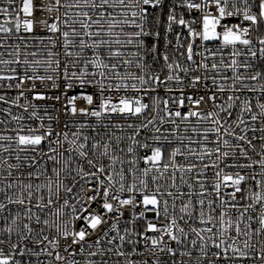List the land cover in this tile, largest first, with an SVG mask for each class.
<instances>
[{
	"label": "snow or ice",
	"instance_id": "snow-or-ice-1",
	"mask_svg": "<svg viewBox=\"0 0 264 264\" xmlns=\"http://www.w3.org/2000/svg\"><path fill=\"white\" fill-rule=\"evenodd\" d=\"M162 2L163 0H71V2H67L66 0V2L62 4L61 0H55L53 5H42L39 10L52 12L54 8L58 11L60 7H63L65 9L63 16L66 18L61 20V16L58 15L54 18V20L62 22L70 29V31L61 32L57 22L48 23L47 20H41L39 23L52 33L60 32L63 37L62 46L66 56L73 55L72 52L68 51V48L70 45H74L76 38H79V47L81 49H98L105 45L108 47L109 51L107 61L100 55H96L94 59L84 62V69L80 71L79 77H77L75 72L72 73L73 78H77L81 81V83H85L86 81L84 78L89 75L87 69L89 66L93 67L96 71L92 72L91 76L95 78L98 75L101 78L99 81H96V83L102 93L113 88L116 91H120L121 89L127 90L131 87V89H133L136 93L144 92L147 94L149 91L155 92L156 88L161 85L166 86L168 81H176L178 83L182 82V79L178 74L179 72H195L202 68L205 70L203 79H207V73L209 71L219 74L221 66H223L224 69H231L233 76H221V79L225 81L231 79L232 84L228 85L226 89L223 83L217 84V80L214 75L212 83L217 87V91L224 92L226 90L238 89L241 93L259 92L260 98H264V84H260L257 88L253 85L244 83L245 80L259 81L264 78V69H260L253 63V61L257 59L259 61H264V36H261L260 32L261 27L264 26V0H200L199 3L195 2V0H174L173 8L170 9L167 16L165 31L167 33H172L174 31L173 25L177 24L187 29L188 36L192 38L191 42L184 40L182 43V34L176 33L175 46L177 49H181L184 48L186 43V50L185 52H182L181 55H185L187 61L196 64V69H193L190 66L182 67L179 63L171 62L169 55L164 54L162 59L169 70V74L164 80L161 79L160 75L155 74L154 70L150 68L145 60V56H147L149 52L152 54L157 53V44L153 43L151 48H148L145 38L153 37L155 40H159L160 37L159 31L153 32L151 30L152 25L149 20L151 13L149 12V9L159 8ZM177 2L180 6H186L189 11L196 10L201 12L202 16L199 21L196 18L186 21L182 15L177 18ZM14 4L15 0H6V6L0 7V15L5 17L11 16L13 14L11 9ZM21 4L22 6L16 13L15 31H21L19 13H23L25 17L22 22L23 31L32 32L34 24L36 23V21L31 19L34 11L33 0H21ZM210 6L215 7L218 15H213V13L209 11ZM71 9H78L79 11L71 12L69 11ZM84 9H87V11ZM253 9H256V11H253ZM233 16H242L243 21L248 22L247 26H242L240 24L229 26L221 23L225 17ZM8 23H10V21L6 20L5 24ZM155 23L159 24V19H157ZM197 23H200L201 25L200 30L194 27ZM5 24H0V32L11 33L13 29L6 27ZM76 25H79V29H77ZM93 28H95V31H92ZM117 28L120 29L119 32L114 31V29ZM218 28L220 29L219 31L217 30ZM70 36L72 39H70ZM85 37H87L88 40H91L90 44L86 41ZM121 37H123V39H121ZM196 38H199L202 42H220L221 46L216 50H209L207 46L204 47L203 51L210 52V55L213 58L216 57L218 52L222 53L225 48L231 49V55L233 57H239L242 55V51L239 46H243L250 56L245 57L243 61L232 59L230 63L225 62L223 57H221L219 63L211 62V66L209 67V63L205 62L208 60V57H204V59L198 63L194 60V55L203 56L202 52L194 53V43ZM49 40L53 46L56 45V40H52L51 38H49ZM257 40L258 43L262 45V47L259 48V56H257V51L254 50V42ZM168 43L171 44V41ZM114 45L116 46L115 49H113ZM127 46H132L136 49V51L130 53L131 58H123L125 56V52L121 49H124ZM142 52L144 55H141ZM10 55L14 57L13 60L0 59V64H22L26 66L24 68V75L19 76L17 74L13 76H0V80L15 81L18 79L19 82L15 84L16 88H22L25 81H31L32 84L30 90H34L36 88V81H40L41 83L45 81H53L54 78L52 75H39L37 70L43 66L45 73H48L49 70L55 73L60 67V61L58 59H54V57L58 54L53 53L52 51H48L47 55L49 59L44 61L33 60L30 62L28 59H23L21 61L19 59L20 49L19 45H17ZM32 55L35 56L36 53H32ZM77 55H79V53H77ZM0 56H3V53H0ZM25 56H27V53H25ZM134 63L142 74L138 75L127 69L123 74H121L119 71L121 65L130 66ZM241 67H243L246 71L253 68H256L257 70L251 71L249 74L245 75L238 71ZM11 71L15 73L17 70L11 69ZM29 71L32 72V75H28ZM67 73L68 69L67 66H65L63 70L65 79H68ZM201 79V76L193 75L191 86L195 88ZM111 80L119 81V83H116L115 85L111 82L108 84L104 83V81ZM129 80L134 81V83L129 85L127 83ZM135 82H138L141 87L138 88L137 83ZM56 86L57 85L54 82L53 87ZM7 87L12 88L13 85L8 84ZM68 87H71V84H69ZM168 90L171 91V89ZM23 95L24 92L21 91L16 97V100L12 101V103L15 104L16 101ZM45 98L46 97L41 93H36L34 96V99L36 100H43ZM82 98L85 99L88 104L93 103V97L91 95L84 96ZM56 99L58 100L59 97H56ZM76 99V97H73L68 101V103L72 105L71 112L73 114H76L77 111H79L81 114L91 115L97 118L101 117L102 113L106 112L138 117L151 111L153 107L152 104L143 102L142 97H121L118 103H112V98L105 96L99 105V110H91L89 112V110L84 108L78 110L74 103ZM159 99L160 98L157 96L153 103L159 102ZM187 99L190 104L199 106L201 102L205 100V97L201 96L195 100H193L192 97H187ZM207 99L212 102L213 108H218L220 112H223L225 116L228 117V119H223L219 116V113L215 111L202 114L190 109L187 114L182 115L180 111L177 110L173 112L168 108V100L162 101L164 105V112L169 118L167 122L175 125L176 128H178L179 125L176 124L175 120L171 119L172 116L180 117L183 121L189 120L193 116L211 121L213 127L205 129L203 140L204 142H209L208 133H214L216 139L215 141H211V143H214L215 147L209 150L205 143L203 150L200 152L194 151L191 147L188 148L189 156H193L200 161L215 155L216 158L212 161L211 165L203 164L200 168H197L195 163L188 165L187 168H184L183 166H179L177 168L174 161L178 154H182L179 147L174 148L171 153L166 154L164 144H171L169 137L175 135L174 131H169L168 135H152L151 143L146 140L145 143L142 145L140 144L137 137L140 135L142 130H148L152 133L162 132L161 127L156 126V124H164L166 121L165 116H160L159 113L151 116L150 118L146 116V120L138 126L133 124L128 125L129 128L133 129V133L128 137L131 144L127 147V153L133 154L134 146L143 147L144 149L151 151V155L143 157L145 165H151V167H145L139 177L136 174L137 169L135 167V159L127 161V168L122 167L119 171H117L115 165L117 163L124 165L125 161L121 160L118 156H110L108 150L109 146L107 144L103 145V151L99 152L98 149L101 147L99 142L92 143L89 146L87 144L88 138L84 137L83 143H77L79 137L75 133H73L74 138L69 140V134L67 132L54 133L50 126L46 131H42L45 127L43 123L40 124L39 128L21 127L16 133V149L14 150L18 153L30 152L32 155L24 156L23 161H21V156L17 154L16 160L21 161L20 164H10L7 163V160H4L3 163L6 164L7 168L10 170L19 169L22 166L26 167L28 169L27 176L29 179L33 177L39 179V176L47 171L45 165L48 161H51L53 165H59V168L55 166L52 168V173L57 179L55 181L48 180L43 185H33L32 183L24 184L17 180L15 186L19 191L18 193H14V196H9L7 193V190L14 188V184L7 183L5 188H0V193H3L7 198V203L25 205L27 201L28 204H32L34 194L36 192H40L41 188H47L49 193L46 202H44V196L41 195L39 197V201L35 204V207L41 211L45 208H49V206L55 203L53 197L60 196L61 188H63L64 193L72 194V198L75 199L76 203L70 205L69 199H64L63 203L58 205L57 210L52 213L53 219L51 224L48 219L41 220L39 215L33 213L31 207L26 208V215L29 219H32L34 216L36 224L50 226L54 228L59 235L57 237L50 238L49 235L43 234V229L37 233L29 224H24L23 229L26 230L27 234H25L23 230L16 232V242H13L11 234L15 230L11 227L6 228L2 231L7 233V236L0 237V264H24V257L26 254L37 257L38 261L41 254H45L47 257H54L55 261H63L64 264H79V261L75 259V256L84 253L85 248L82 242H84L86 237L91 234L89 230L94 231L102 223L107 222V219L109 218L108 214H114L112 218L116 221V223L111 225L109 231L117 232V236H113L110 240H108V244H114L117 239L119 241V247L109 248L108 252H115L117 256L125 257L127 264H138L137 261L129 260L127 258L128 256L139 254L136 252L135 248V245L139 243V241L131 239L126 240V236L131 237L133 233L129 232V230L125 228V235H120L119 229L117 228L120 217L123 216L125 206H131V210H133V223L136 220L146 219V213L148 212L155 213L156 222L147 221L146 230L143 234V239L146 242L148 240L151 242L152 247L148 249V252L150 254H154L156 251L160 253H164L166 251L169 255L174 257L176 255V249L172 247L171 242H175L177 245L183 244L187 239L188 233L185 232L183 227L179 226L175 215L169 217V200L164 199V197L165 195L167 197H173V193L171 191H162V187L164 186L159 184V181L164 178V175L168 171L169 167L188 173L196 170V183L201 189L199 193L201 199L198 201L200 205L199 222L205 225V227L202 228L190 226L191 233H194L198 238L197 240L191 241L192 246L198 248L200 253V255L196 258V264H217L220 260L234 261L237 259H254L258 262V264H264V247H261L260 251L256 252L255 245L250 243L253 235H264V135L249 138L247 135V132L250 130L249 123L244 119L245 114H251V121L255 122L260 120L261 123H264V103H260L259 98L257 99L256 107H258L260 111L259 113H256L253 112L251 99L246 97L241 103L236 105L241 108V112L233 120V112L231 109L237 101H240V96H228L227 99L231 103H229L227 107L223 104L216 103L217 96L215 93L208 96ZM184 100L185 98L181 97L175 102L179 106H184ZM0 101L7 103L4 96H0ZM21 107L24 106L21 105ZM25 111H27L26 107ZM32 115L35 117L36 113L33 112ZM12 119L23 120V117L13 116ZM49 119L51 120L52 117H49ZM242 125L243 127H241ZM149 126L152 127L150 128ZM80 127L83 128L85 125H81ZM116 127H120V125H116ZM237 129H239L240 133L244 134H238ZM193 131L195 132L196 129L193 128ZM251 131L255 132L256 129H251ZM259 131L264 133V127H261ZM54 134L57 139L52 141L49 138ZM61 136L62 140L60 139ZM229 138H231V140ZM179 139L181 143H183L184 138L180 137ZM254 139H259L262 142L259 153H256V145L253 142ZM4 140L10 142L9 147L0 145V149L4 152H8L11 147L13 137L0 135V141ZM46 140H48L49 147L47 151H44L40 146ZM117 140H119V137H117ZM65 143L74 147L64 149L63 152L59 151V149L64 147ZM197 143L199 144L200 142ZM53 144L55 147L52 146ZM153 144H156L157 146L153 147ZM221 145H223V148L227 150H222ZM242 145H247V147ZM249 148L252 153L259 156V159H252L249 155ZM90 151L92 155L107 157L111 162L109 164H104L99 160L89 158ZM65 152H67L68 155H65ZM73 152H75L78 157L83 158L85 164L90 170H86L85 167L79 163L76 164L75 168L72 167ZM237 152L239 153V157H242L246 161L245 163H241L237 159ZM166 155L170 160V163H164L161 170V161L165 159ZM230 157L232 158L233 163L227 162ZM221 164H223V167H221ZM257 166L259 171L255 170ZM209 167L215 169L213 173L214 180L211 183V188L213 189L212 193L207 192L206 178L201 179V177H204L205 172ZM32 169H36V171L33 172ZM226 169L239 170L232 172L225 171ZM153 170L158 173L157 175L151 176V181L156 183V187L155 190L149 191L148 177ZM242 171H244L245 174L242 175ZM61 173L64 174L65 179L75 173L73 181L71 182V187L63 184V182L59 179ZM128 173L132 175L131 184L127 183ZM11 175L12 172L9 171L8 176ZM76 177H79L80 180L84 181V183L80 184ZM5 179H7V177H5ZM171 179L173 181L172 187H176L175 171L171 174ZM181 180H183V177H181ZM248 181L255 182L256 186H258L261 191L256 192L252 191L251 188H242V185ZM188 187L192 188L193 185L189 184ZM222 187H230L233 189L232 192L227 193L229 198L227 200L222 198ZM74 188H77L78 191L74 192ZM125 192L128 193L129 196L128 198L122 199L119 193ZM237 193H241L239 198L237 197ZM136 194H139L141 199L137 200ZM183 195L184 194L182 192L177 193V196ZM208 196H212L213 198L209 199L207 201V205H205V198ZM246 199H250L251 202L247 205H241L239 203L240 200ZM98 200L101 201L100 208L103 209V212L89 211L91 204L97 202ZM217 200H220L222 204H227L232 209H236L238 211L239 215L235 221L231 218L225 219L227 212H221L218 219L211 214L215 211L213 205L216 204ZM258 204L260 205V208L258 215H256ZM191 205L192 201L189 199L187 204H183L182 207H180L179 212L184 215H181L179 220L184 221L186 217L187 219L193 218V212L189 211ZM205 206L209 209L207 218H205ZM6 207V204L0 203V210L5 209ZM69 207L72 208V211L75 214L73 219L83 220L85 222L84 226L79 231H70L68 223L63 222V218L60 215L62 210ZM137 207L142 208L139 213L134 211ZM172 208L175 209V199L172 200ZM161 211H163L164 214L163 219L168 222L161 227H157V223H159L161 217ZM254 215L256 223H258L260 227L253 231L252 224L250 222L253 221ZM17 219H19V215L12 220L13 225L17 223ZM244 221H248L249 223H243ZM217 223L219 224V228L216 231H213V228L216 227ZM242 223L243 227H241ZM148 232L156 233L157 235L155 238H152L147 236ZM177 232L180 235H177ZM136 234L140 235L139 233ZM108 235L109 232H105L104 238H107ZM60 237H62L65 241H67L69 237L72 238L71 243H66L63 246V251L67 253L69 257H72L71 259H68L66 256H62L59 251H53L54 249L61 248ZM165 237L168 239L165 240ZM243 237H247V239L242 240L243 246L241 247L240 241ZM20 241H24V243L21 244ZM29 242L39 250L36 251L34 248L29 247ZM100 244V239H97L94 242L95 246H99ZM125 244L133 245L131 253H126L121 250ZM74 245H80L79 249L77 250L74 248ZM94 245L89 244L87 247L88 249H91ZM145 246L147 247V243ZM210 248L217 249V251L211 253V258H209ZM248 249L253 250L252 255H249V252L247 251ZM230 251L231 255L229 254ZM97 254L98 252L96 251L87 252V255L90 257H94ZM99 254L104 255L105 253L101 251ZM181 256H188L191 258L192 252H181ZM40 264H42V262H40ZM49 264H51V261H49ZM87 264H95V262L89 260ZM100 264H107V261L102 260ZM144 264H147L146 260L144 261ZM155 264H160L159 258L156 259ZM173 264H176V262L173 261ZM180 264H184V262L181 261Z\"/></svg>",
	"mask_w": 264,
	"mask_h": 264
},
{
	"label": "built area",
	"instance_id": "built-area-1",
	"mask_svg": "<svg viewBox=\"0 0 264 264\" xmlns=\"http://www.w3.org/2000/svg\"><path fill=\"white\" fill-rule=\"evenodd\" d=\"M66 0H61V3H65ZM67 2H71V0H67ZM173 2L174 0H163L162 4L159 8L156 9H149L150 15V24L152 25V31L160 32L159 40H155L153 37H147L146 43L148 48H151L153 43L157 44V53L152 54L149 52L147 56H145V60L147 61L148 65L151 69L154 70L155 74L160 75L161 79H166V76L169 74V70L167 69L165 62L162 59V56L164 54L169 55L171 58V62L179 63L182 67H191L193 69H196V64H193L190 61H187L185 58V55H181L182 52H185L186 50V43L184 48L177 49L176 48V41H175V35L176 33L182 34V43L184 40H187L188 42H191V37L188 36V32L186 28H183L180 25H173L174 31L172 33H167L165 31L166 25H167V16L169 14L170 9L173 8ZM195 2L199 3L200 0H195ZM55 3V0H33L34 5V11L33 16L31 19L36 21L33 27L32 32H25L23 31V20L25 19L23 13H19V18L21 20V31L16 32L15 31V19H16V13L17 10L22 6L21 0H15V4L11 9V12L13 13L11 16H3L0 15V24H5V21H10V23L5 24L6 27H10L13 29L11 33H2L0 32V53H3V56H0V59L5 60H13L14 57L10 55L14 51L17 45H19L20 49V55L19 59L22 61L23 59H28L30 62L33 60H47L49 59L47 53L48 51H52L53 53H57L54 57V59H58L60 61V67L57 72H52L49 70L48 73H45L44 67L38 68V74L39 75H52L53 81H45L41 83L40 81H36V88L34 90L31 89V81H25V84L22 88H16L15 84L19 82V80L15 81H5L0 80V96H4L7 103L4 101H0V135L4 136H12L13 141L11 142V147L9 148L8 152H4L2 149H0V188H5L7 183H13L14 188L7 190V193L9 196H14V193H18V188H16L15 184L16 181L19 180L24 184L32 183L33 185H43L48 180L55 181L57 178L52 173V168L55 166L59 168V165H53L51 161H48L45 167L47 168V171L39 176V179H36L35 177L29 179L27 176L28 169L26 167H20L19 169H8L7 165L3 163L4 160H7V163L10 164H20L21 161H23V157L26 155H32L30 152L25 153H18L14 149H16L15 144V137L16 133L20 130L21 127L27 128H39L40 124H44V128L42 131H46L47 128L50 126L53 129L54 133H63L67 132L69 134V140H72L73 133H75L79 139L77 140V143H83L84 137H87V144L90 146L92 143L99 142L101 147L98 149L99 152L103 151V145L107 144L109 146V154L110 156L115 155L118 156L121 160L125 161L124 165H121L117 163L115 165L117 171H119L122 167L127 168L128 164L127 161L129 160H136V169H137V176L139 177L142 173L143 169L145 167H151V165H145L143 157L146 155H151L150 150H146L143 147H135L134 146V153L129 154L127 153V147L131 144V141L128 139V137L133 133V129L129 128V124L133 125H139L142 122L146 120V116L150 118L153 115H157L159 113L160 116H165V123L159 124L157 123L156 126L161 127L162 132L161 133H152L148 130H142L140 135L137 137V139L140 141V144L142 145L147 140L149 143H151V136L152 135H168L169 131H174L175 135L170 136L171 144H164V149L166 154L171 153V151L174 148L179 147L181 149L182 154H178L175 157V165L177 168L179 166H183L184 168H187L188 165L195 163L197 165V168H200L203 166V164H209L211 165L212 161L215 160V155L210 158H205L203 161H200L196 159L193 156H189L188 154V148L191 147L194 151L200 152L203 150V147L206 143V146L209 150L213 149L215 147L214 143H211V141H215L216 136L214 133L209 132L208 133V140L209 142H204L203 135L205 132V129H209L213 127L210 120H203L196 116L191 117L189 120L183 121L180 117L172 116L171 119L176 121V124L179 125L178 128H176L175 125L168 123L167 120L169 119L165 112H164V105L162 103L163 100H168V108L175 111H180L182 115L187 114V112L191 109L193 111L200 112L202 114H206L207 112H218L219 116L223 119H228V117L225 116L223 112H220L218 108H213L212 102L208 101V96H211L213 93L216 94L217 104H223L225 107L229 103H231L227 98L228 96H240V101H237L231 111L233 112V120L237 115L240 114L241 108L237 107L236 105L241 103L246 97L251 99L252 105H253V112L259 113V108L256 107L257 99L259 98L260 103H264V98H260V93H251V92H243L241 93L238 89L237 90H226L224 92L217 91V87L213 85L212 78L215 75V78L217 80V84L223 83L227 89L228 85L232 84V80H222L221 76H227L232 77L233 72L231 69H224L223 66H221L220 73L216 74L211 71L207 73L208 78L203 79L205 75V70L200 68L198 71L195 72H179L182 82L178 83L176 81H168L167 85H161L156 88L155 92L149 91L147 94L144 92L136 93L131 87H129L127 90L121 89L120 91H116L114 88L110 90H106L105 92H101L98 84L96 81H99L101 78L97 75L95 78L91 76L92 72H95L96 69L89 66L87 69V72L89 75H87L85 79V83H81V81L77 78L72 77V73L75 72L77 77L80 75V71L84 69V62L90 61L95 58L96 55H100L102 58H104L107 61L108 58V47L102 46L98 49H92V48H86L81 49L79 47V38H76L74 45H70L68 48V51L72 52V56H66L64 54L63 49V37L61 36L60 32L52 33L48 31L42 24L39 23L41 20H47L48 23L57 22L54 20L56 16H61V20L65 19L66 17L63 16V13L65 12V9L63 7H60L57 11L55 8L52 12H48L46 10H39L42 5H53ZM6 6V0H0V7ZM87 11V9H84ZM71 12L79 11L78 9H71L69 10ZM209 11L213 13V15H218V13L215 10L214 6L209 7ZM253 11H256V9H253ZM91 14V13H90ZM176 14L177 18H179L181 15L184 17L186 21H190L193 18H196L198 21L202 16V13L196 10L189 11L186 6H180L177 2L176 6ZM159 19L160 23L156 24L155 21ZM58 26L62 31H70L68 27H66L62 22H57ZM222 24H227L229 26L240 24L242 26H247L248 22L243 21L242 16H233V17H225L222 21ZM77 29H79V25H76ZM198 30L201 29L200 23H197L194 25ZM131 30V29H128ZM220 30L219 28L217 29ZM92 31H95V28L92 29ZM114 31L119 32L120 29H114ZM261 36H264V33H261ZM49 38L52 40H56L57 43L55 46L52 45ZM107 38V37H105ZM70 39L72 37L70 36ZM86 41L90 44L91 40H88L87 37H85ZM123 39V37H121ZM171 41V44L168 42ZM207 46L209 50H216L220 48V42L219 41H211V42H202L199 38L195 39L194 43V53H203V56L201 55H194V60L198 63L204 57H208V60L205 62L209 63V67L211 66V62H217L219 63L221 57L225 60V62L230 63L232 59H237L239 61H243L245 57H249L250 54L243 48V46H239L242 51V55L239 57H233L231 55V49L225 48L222 53H217L216 57H211L210 52H204V47ZM115 45L113 46V49H115ZM262 47L258 43V40L254 42V50L257 51V56H259V48ZM125 52V56L123 58H131L130 53L136 51V49L132 46H127L124 49H121ZM25 53H27V56H25ZM32 53H36L35 56L32 55ZM79 53V55H77ZM141 55H144L142 52ZM122 58V59H123ZM116 62V61H113ZM254 64H256L260 69H264V61H259L258 59L253 61ZM67 66L68 69V79H65L63 70ZM26 66L24 65H17L16 63H11L9 65H2L0 64V76H13V75H24V68ZM11 69H16L17 71L14 73L11 71ZM129 70L135 74H142L140 70L136 67L135 63L130 66H124L121 65L119 68V71L121 74L124 73L125 70ZM257 70L256 68H253L251 70L246 71L243 67L239 68L238 71L240 73H243L245 75L249 74L251 71ZM28 75H32V72L29 71ZM193 75H199L202 77L201 81L198 83V85L193 88L191 86V80ZM57 85L56 87H53V83ZM111 82L113 85L116 83H119V81L111 80V81H104L105 84H108ZM129 85L134 83V81H127ZM137 87H141L138 82ZM151 83V82H150ZM244 83L253 85L255 87H259L260 84H264V78H262L259 81H248L245 80ZM8 84H12L13 87L9 88L7 87ZM71 84V87H68V85ZM168 89H171L169 91ZM23 91L24 95L20 97L19 100L16 101L15 104L12 103V101L16 100V97L19 95V93ZM36 93L43 94L46 98L43 100H36L34 99V96ZM91 95L93 97V103L88 104L85 99L82 97ZM105 96H109L112 98V103H118L119 99L121 97H142L143 102L152 104V110L147 112L146 114H142L140 116H131L126 114H118V113H112V112H106L102 113L101 117H93L91 115H84L81 114L79 111H77L76 114H73L71 112L72 105L68 103L70 98L76 97L75 100V107L79 110L81 108L89 110H99V105L103 98ZM159 97V102L153 103L156 97ZM205 97V100L201 102L199 106H196L195 104H190L187 97H192L193 100L198 99L199 97ZM56 97H59L57 100ZM181 97H184V106H179L175 101H178ZM23 105L24 107H21ZM25 107L27 108V111H25ZM35 112L36 116L33 117L32 113ZM10 113V114H9ZM251 114H245L244 119L248 121L250 130L247 132V135L249 138L253 137H259L261 135H264V133H261L259 129L261 127H264V123H261L260 120H257L255 122L251 121L250 119ZM13 116H22L23 120H13ZM49 117H52L50 120ZM223 123V120H222ZM81 125H85V127L81 128ZM116 125H120V127H116ZM150 128L152 126H149ZM243 127V125L241 126ZM193 128L196 129V131H193ZM251 129H256L255 132L251 131ZM238 134H244L240 133L239 129H237ZM26 134V133H21ZM117 137H119V140H117ZM180 137H183V143L180 141ZM191 143H190V140ZM52 141H55L57 139L56 135L54 134L52 137L49 138ZM62 140V136L60 137ZM231 140V138H229ZM197 142H200L199 144ZM254 144L256 145V153H259L261 150V141L259 139H254ZM10 142L7 140L0 141V145H3L4 147H9ZM55 147V145H52ZM157 146L156 144H153V147ZM244 147H247V145H242ZM44 151L48 150L49 143L48 140H46L41 146ZM74 147L72 145H69L67 143L64 144V147L59 149V151L63 152L64 149ZM222 150H227L223 148V145H221ZM249 155L252 157V159H259V156L252 153L251 149H248ZM19 154L21 156V161L16 160V155ZM65 155H68L67 152H65ZM237 159L241 163H245L246 161L239 157V153L237 152ZM73 163L72 167L75 168L76 164H81L85 167L86 170L88 169L87 165L85 164V161L83 158L78 157V155L73 152ZM89 158H92L94 160H99L104 164H109L111 161L107 157H101L99 155H92L91 151L89 153ZM228 163H233L232 158H228ZM164 163H170V160L168 159L167 155L163 161H161V170L162 165ZM221 167H223V164H221ZM239 169H226L225 171H238ZM256 171H259L258 166L255 168ZM11 171L12 175L8 176V172ZM33 172L36 171V169H32ZM175 171V184L176 187H172V179L171 174ZM215 169L209 167L207 171L205 172L204 177H201V179L206 178V185H207V192L212 193L213 189L211 188V183L214 180V173ZM158 173L153 170L148 177L149 180V191L155 190L156 183L151 181L152 175H157ZM241 174H245L244 171L241 172ZM75 173H73L72 176H68L67 179H65L64 174L61 173L60 180L63 182V184L71 187L73 176ZM7 177V179H5ZM181 177H183V180H181ZM77 180H79L80 184H83L84 181L80 180L79 177H76ZM197 175L196 170H193V172H181L173 167H169L168 171L165 173L164 178L159 181V184L164 186L162 187V191H171L173 193V197H167L165 195L164 199L169 200V217L172 215H175L177 217V223L180 227H183L185 229V232L188 233L187 239L183 244L177 245L175 242H171L172 247L176 249V255L173 257L169 255L166 251L164 253H160L156 251L154 254H150L148 252V249L151 248V242L148 240L147 242L143 239V234L146 230L147 221H153L156 222V217L154 212H148L146 213V219H140L136 220L133 223L132 218V211L131 206H125V210L123 213V216L120 217L119 223L117 224V228L119 229L120 235H125L124 229L127 228L129 232H132L133 234L131 237L126 236L127 239L136 240L139 241L135 245L136 252L139 254H134L131 256H128L127 259L129 260H135L138 262V264H144V261H147V264H155V261L157 258L160 260V264H173V261L176 262V264H180L181 261L184 262V264H196V258L200 255L199 249L196 247H193L191 244L192 240H197L198 238L195 236L194 233H191L190 226L196 227V228H202L205 227V225L201 224L199 222V212H200V205L198 203L199 199L201 197L199 196V193L201 189L199 188L198 184L196 183ZM127 183H132V175L130 173L127 174ZM192 184L193 187L189 188L188 185ZM118 187V185H117ZM242 188L248 189L251 188L252 191L259 192L261 189L256 186L255 182L248 181L247 183L242 185ZM74 192H77L78 189L74 188ZM232 188H223L221 189L222 198L227 200L229 199L227 196V193L232 192ZM178 192H182L183 196H177ZM60 196L59 197H53L55 200V203L49 208L43 209V211L37 209L35 207V204L39 201V197L41 195L44 196L45 201L48 198V189L47 188H41L40 192H36L34 194L32 204H28L27 201L25 205H18V204H8L7 198L4 196L3 193H0V203H4L7 205V207L3 210H0V237H6L7 233L3 232L2 230L6 228H13L15 231L11 234L13 242H16V232L23 230L25 234H27L26 230L23 229L24 224H29L35 232L39 233L41 229H43L44 235H49L50 238L57 237L59 234L56 232V230L50 226H43L38 225L35 223L34 216L32 219H29L26 215V208L31 207L33 210V213L40 216L41 220L48 219L51 221L53 219L52 213L57 210L58 205L63 203L64 199H69L70 205L76 203L75 199L72 198V194L64 193L63 188L60 190ZM91 194V193H89ZM121 195V198H128V193H119ZM241 193H237V197ZM212 196H208L205 198V205H207V201L209 199H212ZM136 199H141V196L139 194H136ZM175 199V209L172 208V200ZM189 199L192 201V205L189 208V211L193 212V218L192 219H186L184 221L179 220V217L181 215H184L183 213L179 212L180 207H182L183 204H187L189 202ZM250 199L246 200H240L239 203L241 205H247L250 203ZM101 201H97L95 203L91 204V208L89 211H100L103 212V209L100 208ZM231 203V201H230ZM194 206V208H193ZM215 208V211L211 214L215 217H219L221 212H227V216L225 219L231 218L232 220H236L239 213L236 209H232L227 204H222L220 200L216 201V204L213 205ZM260 205H257V213H259ZM142 210L141 207H137L134 209L136 213H139ZM205 212V218H207V214L209 213V209L207 206L204 207ZM19 215V219H17V223L15 225L12 224V220L15 219ZM61 217L63 218V222H67L69 225L70 231H79L84 226L83 220H76L73 219V216L75 215L72 211V208L69 207L67 209H64L61 211ZM114 214H108V219L106 223H102L96 230H89L90 235L86 237V240L82 242L84 244L85 251L81 255L75 256V259L79 261V264H87L89 260L94 261L95 264H100L102 260L107 261V264H127V260L125 257L117 256L115 252H108L109 248H116L119 247V241H117L110 245L108 244V240H110L113 236H117L116 231H109L111 225L113 223H116L115 219H113ZM163 211H161V217L159 220V223H157V227H161L164 224H166L168 221H165L163 219ZM61 222V221H58ZM243 223H249L248 221H244ZM243 223L241 224V227H243ZM252 224V230L258 229L260 226L258 223H256L255 215L253 221L250 222ZM211 226V225H208ZM219 228V224H216V227L213 228V231H216ZM109 232V235L107 238H104V233ZM136 233H139L140 235H137ZM177 235H180L178 232ZM234 234V233H230ZM156 233L148 232L147 236L155 238ZM100 239L101 244L99 246H95L94 242ZM168 238L165 237V240ZM247 239V237L241 238L240 246L242 247V240ZM72 238L69 237L67 241H65L62 237H60V244L61 248L54 249L53 251H59L62 256H66L68 259H71L72 257H69L67 253L63 251V246L66 243H71ZM21 244L24 243V241H20ZM147 243V247L145 246ZM250 243L255 245V251L259 252L261 247H264V235L256 236L253 235L252 240ZM93 244L94 246L91 249H88V245ZM29 247L34 248V250L38 251V248H35V246L29 242ZM50 247V246H49ZM74 248L77 250L79 249L80 245H74ZM133 249L132 244H125L121 250L125 251L126 253H131ZM7 251V250H6ZM88 251H96L98 254L94 257H90L87 255ZM105 253L104 255H100V252ZM190 251L192 252L191 258L188 256H181V252ZM217 251L215 248H210L209 251V258H211V253ZM249 252V255L253 254L252 249L247 250ZM231 255V251L229 252ZM49 261H51V264H64L63 261H55L54 257H47L45 254H41L39 257V261L37 260V257L35 256H29L28 254L24 257V264H49ZM217 264H258L257 261L249 260V259H237V260H229L224 261L220 260L217 262Z\"/></svg>",
	"mask_w": 264,
	"mask_h": 264
},
{
	"label": "trees",
	"instance_id": "trees-1",
	"mask_svg": "<svg viewBox=\"0 0 264 264\" xmlns=\"http://www.w3.org/2000/svg\"><path fill=\"white\" fill-rule=\"evenodd\" d=\"M260 32H261V33H264V26L261 27Z\"/></svg>",
	"mask_w": 264,
	"mask_h": 264
}]
</instances>
